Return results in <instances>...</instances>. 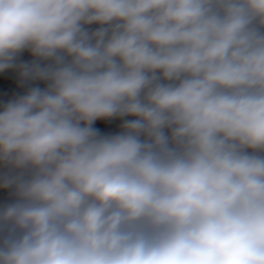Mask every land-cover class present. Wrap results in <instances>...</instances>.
Returning a JSON list of instances; mask_svg holds the SVG:
<instances>
[{
	"label": "clouds",
	"instance_id": "obj_1",
	"mask_svg": "<svg viewBox=\"0 0 264 264\" xmlns=\"http://www.w3.org/2000/svg\"><path fill=\"white\" fill-rule=\"evenodd\" d=\"M0 264H264V0H0Z\"/></svg>",
	"mask_w": 264,
	"mask_h": 264
}]
</instances>
